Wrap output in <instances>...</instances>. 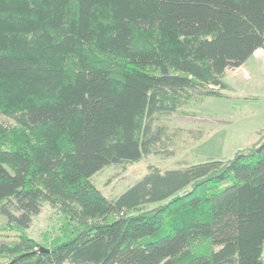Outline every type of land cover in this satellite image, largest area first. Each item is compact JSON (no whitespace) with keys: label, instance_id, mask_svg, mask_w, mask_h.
Listing matches in <instances>:
<instances>
[{"label":"trees","instance_id":"16d2710c","mask_svg":"<svg viewBox=\"0 0 264 264\" xmlns=\"http://www.w3.org/2000/svg\"><path fill=\"white\" fill-rule=\"evenodd\" d=\"M263 46L264 0H0V264H264V131L114 199L91 179L176 155L165 118Z\"/></svg>","mask_w":264,"mask_h":264},{"label":"rangeland","instance_id":"374dc122","mask_svg":"<svg viewBox=\"0 0 264 264\" xmlns=\"http://www.w3.org/2000/svg\"><path fill=\"white\" fill-rule=\"evenodd\" d=\"M225 81L229 86L223 96L207 97L190 113L165 118L170 131L180 129L173 146L176 155L150 154L126 167L112 164L95 173L92 182L107 198L114 199L139 180L151 164L169 169L209 159H229L253 145L264 131V52H255L243 65L228 68ZM0 122L11 124L14 120L0 113ZM55 225L57 214L47 205L34 216L28 234L43 244L45 232Z\"/></svg>","mask_w":264,"mask_h":264},{"label":"built area","instance_id":"2783aa9c","mask_svg":"<svg viewBox=\"0 0 264 264\" xmlns=\"http://www.w3.org/2000/svg\"><path fill=\"white\" fill-rule=\"evenodd\" d=\"M255 52H264V46L263 47H260L258 48Z\"/></svg>","mask_w":264,"mask_h":264},{"label":"water","instance_id":"95a60500","mask_svg":"<svg viewBox=\"0 0 264 264\" xmlns=\"http://www.w3.org/2000/svg\"><path fill=\"white\" fill-rule=\"evenodd\" d=\"M42 250H44V247H41ZM46 250H49L48 248H46Z\"/></svg>","mask_w":264,"mask_h":264}]
</instances>
